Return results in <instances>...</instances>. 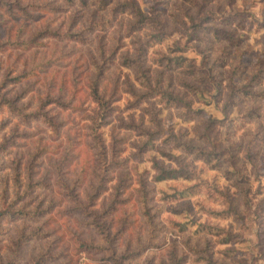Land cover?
I'll use <instances>...</instances> for the list:
<instances>
[{"label":"clouds","instance_id":"9594fccd","mask_svg":"<svg viewBox=\"0 0 264 264\" xmlns=\"http://www.w3.org/2000/svg\"><path fill=\"white\" fill-rule=\"evenodd\" d=\"M0 264H264V0H0Z\"/></svg>","mask_w":264,"mask_h":264},{"label":"trees","instance_id":"16d2710c","mask_svg":"<svg viewBox=\"0 0 264 264\" xmlns=\"http://www.w3.org/2000/svg\"><path fill=\"white\" fill-rule=\"evenodd\" d=\"M217 34H218V35H221V34H220V31H218V33H217Z\"/></svg>","mask_w":264,"mask_h":264},{"label":"rangeland","instance_id":"374dc122","mask_svg":"<svg viewBox=\"0 0 264 264\" xmlns=\"http://www.w3.org/2000/svg\"><path fill=\"white\" fill-rule=\"evenodd\" d=\"M220 34H221V35H223V33H222V32H220Z\"/></svg>","mask_w":264,"mask_h":264}]
</instances>
